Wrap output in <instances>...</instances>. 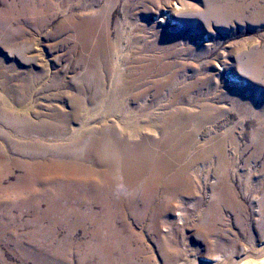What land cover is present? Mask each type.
<instances>
[{
	"label": "rangeland",
	"instance_id": "1",
	"mask_svg": "<svg viewBox=\"0 0 264 264\" xmlns=\"http://www.w3.org/2000/svg\"><path fill=\"white\" fill-rule=\"evenodd\" d=\"M10 1L0 0V96L7 98L5 93L9 95L11 85L15 89L24 88L43 77L52 87L51 94L58 95L57 108L68 114L66 126L95 134L111 128L113 136L130 147L140 145L148 135L144 126L150 116L179 114L183 118L192 113L194 118L183 133L195 136L196 148H191L190 155L207 149L209 136L220 133L226 137L227 170L221 171L218 161L192 165L159 145L155 150L167 158L169 176L172 171L185 172L189 182L192 181L191 188L188 182L190 189L174 194L163 184L151 183L156 163L150 161L143 183L136 188L115 187L114 200L125 203L119 212L127 215V224L132 227L126 233L121 232L119 221L110 222L109 217L99 224L97 204L86 224L55 219L61 213L51 220L37 222L34 217L40 212L11 210L9 214L20 220L1 222L0 264H175L173 259L169 260L170 245L172 251L176 249L198 262H206L208 258L252 251L264 243V157L257 156L254 140L264 119V12L256 18L248 11L244 16L219 20L208 15L207 0H46L47 8L34 14L26 4L21 7L20 1L29 4L36 0ZM241 1L246 5L252 2ZM257 1L264 6L261 0ZM13 2L17 5L12 10L9 4ZM169 10L177 12L178 24L166 23ZM22 46L28 48L25 56L30 63L14 53ZM221 66L226 71L220 72ZM230 76L242 79L245 85H231V80L226 79ZM157 82L166 88L161 96L153 97L150 93ZM124 87L128 91H123L122 96L119 92ZM219 97L223 100H218ZM207 101L221 112L214 127L202 119L206 109L200 106ZM51 113L58 114L56 107ZM91 127H95L94 131L89 130ZM177 129L173 127L170 133L175 135ZM154 141L158 143L160 139L154 137ZM90 146L89 142L83 144L79 161L84 160ZM112 150L100 149L94 156L96 160L93 157L87 166L101 169L112 182H122L121 151ZM199 168L203 174L197 173ZM19 173L16 168L14 175ZM142 184L149 186V201L173 205L171 213L159 220L158 232L149 219L139 216L140 210L132 208L135 202L139 208L142 206L139 200ZM178 213L184 215V222L178 221ZM107 229L122 238L115 239V243L99 239L98 232ZM164 239H169L170 244ZM118 241L122 243L119 245ZM50 243L47 248L45 244ZM33 247L40 251H34ZM261 259L259 264H264V258Z\"/></svg>",
	"mask_w": 264,
	"mask_h": 264
},
{
	"label": "bare ground",
	"instance_id": "2",
	"mask_svg": "<svg viewBox=\"0 0 264 264\" xmlns=\"http://www.w3.org/2000/svg\"><path fill=\"white\" fill-rule=\"evenodd\" d=\"M20 2H21V7L26 4L28 10L34 14L38 13L39 11H43L47 8L46 0L29 1V4L27 2H23V3L22 1ZM261 3H264V0H261ZM9 5L10 8L12 9L17 4L13 2ZM176 8H178L179 10L180 6L176 4ZM207 9L209 11L208 15L210 17H214L219 20L232 19L236 16H244L248 11L256 18L261 12H264V6L259 5L257 0H252V2L248 5L243 3L241 0H207ZM18 12L20 11L18 10ZM166 13L168 15L166 21L167 24H171L173 22H176L178 24L180 22L179 21L180 19H178V17L175 16V13L177 12H175L174 10L173 11L169 10ZM29 17L31 16L29 15ZM27 51L28 48L22 46L19 49H16L14 53L23 56V59L27 63H30L29 59H27L25 56ZM0 70H1V66H0ZM147 70L148 73L151 72V68H148ZM219 70L220 72L224 70L226 71V69H224L223 66L219 67ZM43 79H44L43 77L37 78V80L33 84L27 85L24 88H19V89H15L11 85V87L9 88V92H10L9 95L7 94L8 92L5 93L7 98H4L2 95L0 96V225L2 224L1 222H4L5 224L8 222L10 223L18 222L20 220L19 217L17 218L9 214V211L11 210L20 211V212L28 211V210L40 212V215H38L37 213L34 217L35 221L37 222L43 220H51L56 215H59L58 213H61L62 217L57 216L58 218L55 219L58 220L62 218L61 221L68 224L69 223L72 224L73 222L80 223V221L86 224V222H89V220L91 219V216L94 215V214L90 215V211L93 210L94 204H97L100 207L98 216L101 215L97 219L99 224L105 221L104 220L105 217L107 218L109 217L108 220L110 222L117 220V222L119 221L120 224H122V230H121L122 233L130 232L132 227H129V225L127 224V215L119 212L124 208L125 203H123V201L114 200L115 187L120 186L123 188L125 187L127 189L134 187L136 188L137 185L139 183L141 184V182L143 181L144 176L146 174L147 164L150 161L156 163L154 164L155 173L151 183L163 184L164 187L167 188L168 192H172L174 194H177L179 193V191H182L184 189H190L192 186V181L189 182V178L184 175L185 172L183 171L179 173L177 172L174 173L172 171L173 175L169 176L170 166L166 165L165 163L166 162L165 160H167V158L162 156L155 150L156 147L159 145H163V147L168 148L170 154L176 153L177 158H181V160H188L192 165H196L202 161L203 162L206 161L209 164L218 161L220 170L221 171L227 170L226 169L227 153L225 151L226 137H223V135L220 133L216 132L214 135L209 136V141H207L209 147L207 149L206 148L202 149L198 151L197 154L190 155L191 148L195 147V145L193 144L195 136L193 133L187 135H184L183 133L185 132L186 124L190 123L191 120L194 118L192 113H186L185 117L183 118H181L179 114L177 117L176 116L170 117L169 114L164 116L162 115L150 116L147 119L148 121H146L144 126V129L148 131V135H146L144 139L142 138V142L140 143V145L130 147L129 143L125 141H121L118 137H114L113 133L115 132L111 128L103 129V131L101 130L102 131L101 134H95L94 132L91 131H89V133H86L85 131H80V132L76 131L70 128L68 124H67L68 126H66L65 122L70 120L68 114L66 113V111L57 108L58 106H56V103L59 102L58 95L51 94V88H52L51 85L48 84V81H45ZM226 79H230L231 85L234 86L245 85V81H243L240 78H236L235 76H230L227 77ZM164 88L166 87L162 83L157 82L152 88L150 94H152L153 97L161 96L162 90ZM123 91L127 93L128 87H124V90L120 91L119 94L120 95L124 94ZM3 92L5 91L3 90ZM23 92L25 94H23ZM0 94H2L1 89H0ZM219 99L223 100V98L221 97H219L218 100ZM29 100H31V102H28ZM70 103L74 105L72 99ZM173 104L176 103L173 102ZM184 105L188 106V104L186 103ZM30 107L32 108L29 109ZM54 107H56V111H58V114L56 115H53L51 113L52 108ZM200 107L206 109L204 110L206 114L203 115L202 118L204 120V123L211 124L214 127V125H216L217 123V120L219 119V115L221 114L219 108H217L215 105H213L210 102L202 103ZM78 110H80L79 107ZM78 110L76 111L77 114H79ZM73 120L77 122L78 118L74 117ZM95 123L96 121L94 122V124ZM99 123L101 124L102 122L99 121ZM94 126L96 127L97 125ZM83 127L84 125H82V128ZM95 127H91L89 130L94 131ZM173 127L179 129V131H177L178 129L176 130L175 135L170 133V129H172ZM86 134H88L90 137L87 136ZM99 135H101L102 137L100 138ZM154 137L159 138L160 141H158V143L155 142ZM110 139H113L112 143H110ZM254 140L256 145L257 156L264 157V119H261L260 124L256 129ZM85 142L91 143V146L90 149L86 152L84 160L79 161L81 160V153H83L82 151L83 144ZM115 148L121 151V155H122L121 170L123 176L122 182L120 181L116 183L112 182L111 179H108L109 176L108 177L105 176L104 173L101 171V169L99 171L98 169L87 166V163L91 161L94 156L97 155L100 149L108 152L109 151L112 152L113 151L112 149ZM16 168L20 170V173L18 175H14V170ZM113 168H116V164L113 165ZM197 173L203 174V171L199 168L197 169ZM13 176H14V181H11V177ZM110 178H112V176ZM103 179H106L107 181H103ZM190 180H192V178H190ZM188 182L190 183V188L188 187ZM204 183H206V181H204ZM148 185L147 184L141 185V191L143 193L139 199L142 205L141 208H139L137 202L133 203L132 208L135 207L134 209L140 210L139 216L142 217V219L145 218L149 219L153 224V229L156 232H158L160 230L159 229L160 225L158 224L159 220L163 219L167 214L171 213L173 205L170 203L162 204L160 202L153 203L149 201L147 197V191L150 185L149 186ZM76 190H79V193H76ZM230 208H232V206ZM19 215L20 214L17 213V216ZM177 216H178V221L180 222H182L185 218L182 213H178ZM60 222H58V224ZM180 222L178 223L180 224ZM164 227L167 229H171L172 226H164ZM132 232H134V230ZM117 234L118 233L108 231L107 229V231L101 230L100 233L98 232V237L99 239H104L111 242L113 241L115 243L114 241L115 239L122 238ZM125 240L127 241L126 238ZM165 240L167 244H170V242L168 241L169 239L168 240L164 239V242ZM22 243L23 241H21L19 245L21 246ZM93 243L94 242H92V244ZM118 243L120 245L122 241L121 243L118 241ZM161 243L163 245V242ZM50 245L51 243L45 244L47 248L50 247ZM170 247L173 249L172 245H170ZM33 249L36 252L40 251V248L37 247H33ZM104 249H106V247ZM167 249L170 250V248ZM172 249L170 250L171 253L167 255L169 256V260L173 259V262L175 261V264H259V261L262 260L261 258H264V243H262L261 246H259L257 249H254L252 251L245 250L242 252H236L232 255L220 256L218 258L217 257L208 258L206 262H198L197 260H195V258L192 259L189 255L182 254L179 251H176V249H174L175 251H172ZM100 251L101 250H99V252ZM101 253H105V252H101ZM56 257L58 258V254ZM53 258L55 257L53 256Z\"/></svg>",
	"mask_w": 264,
	"mask_h": 264
}]
</instances>
